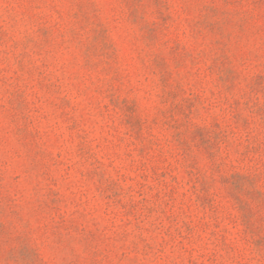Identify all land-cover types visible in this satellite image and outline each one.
I'll return each instance as SVG.
<instances>
[{
	"label": "rangeland",
	"instance_id": "rangeland-1",
	"mask_svg": "<svg viewBox=\"0 0 264 264\" xmlns=\"http://www.w3.org/2000/svg\"><path fill=\"white\" fill-rule=\"evenodd\" d=\"M0 264H264V0H0Z\"/></svg>",
	"mask_w": 264,
	"mask_h": 264
}]
</instances>
